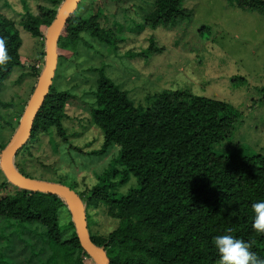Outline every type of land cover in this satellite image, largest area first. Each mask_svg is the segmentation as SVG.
Wrapping results in <instances>:
<instances>
[{
  "label": "trees",
  "instance_id": "16d2710c",
  "mask_svg": "<svg viewBox=\"0 0 264 264\" xmlns=\"http://www.w3.org/2000/svg\"><path fill=\"white\" fill-rule=\"evenodd\" d=\"M94 1H90L89 10L98 12L103 3L97 6ZM228 1L264 13L263 0ZM80 2L57 37L56 66L76 54L82 33L108 42L110 29L99 26L96 13L75 14ZM45 3L38 5V15L26 13L17 23L0 14V37L9 57L0 65V90L15 67L26 66L20 61L22 42L17 25L41 46L39 59L27 65V73L17 82L24 77L39 78L38 62L45 58L46 32L42 28L47 30L62 4L58 0ZM142 4L144 24L152 28L161 24L178 27L193 16L184 0H142ZM93 97L90 123L102 132V146L94 154L104 156L112 146L118 154L113 168L96 175L95 185L79 194L68 188L80 199L87 234L105 254L106 264H219L214 238L225 234L248 243L249 251L264 259V234L252 228V205L264 200V156L246 155L238 145L231 153L213 151L234 129L238 113L231 105L175 91L154 95L143 108L103 76ZM70 98L50 85L28 140L12 157L18 174L37 179L32 165L36 162L51 169L39 162L43 158L35 152H41L45 138L54 153L55 139L67 141L63 122ZM10 124L5 123L14 135ZM7 143L0 144V154ZM131 178L136 187L118 193ZM8 183L6 178L2 180L0 190L5 192ZM12 186L13 191L0 197V223L9 224L6 232L14 225L22 230L16 238L0 236V264H96L79 243L63 196ZM99 213L116 222L104 234L93 229L98 226L95 217Z\"/></svg>",
  "mask_w": 264,
  "mask_h": 264
},
{
  "label": "rangeland",
  "instance_id": "374dc122",
  "mask_svg": "<svg viewBox=\"0 0 264 264\" xmlns=\"http://www.w3.org/2000/svg\"><path fill=\"white\" fill-rule=\"evenodd\" d=\"M90 1L81 0L75 14L96 13L99 26L110 29L109 39L104 43L82 33L76 54L57 64L51 86L71 97L63 122L67 141L55 139L54 153L49 139H43V149L35 154L51 169L32 164L35 180L73 187L79 194L96 184V175L114 167L118 154L115 146L104 156L94 154L102 146V132L90 123L89 110L102 76L143 108L154 95L175 91L226 102L238 116L230 136L213 151L231 153L238 145L246 155L264 156V13L241 9L228 0H184V6L193 11L191 19L178 27L161 24L152 28L144 24L142 0H122L118 4L117 0H95L97 6L103 3L98 12L89 10ZM45 4V0H0V14L17 23L26 13L38 15V5ZM16 28L22 42L20 61L26 66L15 67L0 90V144L4 145L13 136L5 123L18 129L31 90L38 85V79L30 77L17 82L27 73V65L39 59L41 46L28 32L18 25ZM42 30L46 32L44 27ZM38 63L41 74L45 58ZM2 180L5 178L0 172ZM131 187H136L133 178L117 191L125 194ZM12 188L8 183L5 192L0 190V197ZM95 219L98 226L93 229L103 234L116 225L100 213ZM7 225L0 223V236L20 235L21 227L14 225L6 232Z\"/></svg>",
  "mask_w": 264,
  "mask_h": 264
},
{
  "label": "water",
  "instance_id": "95a60500",
  "mask_svg": "<svg viewBox=\"0 0 264 264\" xmlns=\"http://www.w3.org/2000/svg\"><path fill=\"white\" fill-rule=\"evenodd\" d=\"M78 2L79 0H64L55 19L46 30L44 68L38 78V85L25 108L23 119L18 129L0 154V169L6 180L18 188L35 192L54 193L63 196L68 203L81 247L96 264H106L107 259L105 254L91 242L87 234L85 215L78 196L69 188L62 185L49 184L25 178L18 174L12 166V157L28 140L34 118L46 98L55 74L57 61L55 45L57 37L68 17L75 10Z\"/></svg>",
  "mask_w": 264,
  "mask_h": 264
},
{
  "label": "clouds",
  "instance_id": "9594fccd",
  "mask_svg": "<svg viewBox=\"0 0 264 264\" xmlns=\"http://www.w3.org/2000/svg\"><path fill=\"white\" fill-rule=\"evenodd\" d=\"M9 57L5 49V40L0 37V65ZM254 212L252 228L264 234V200L252 205ZM214 247L219 255V264H264V259L249 251L250 245L231 235H220L214 238Z\"/></svg>",
  "mask_w": 264,
  "mask_h": 264
}]
</instances>
